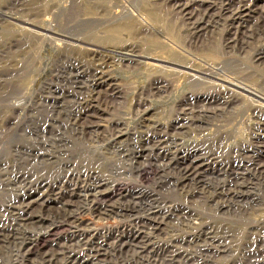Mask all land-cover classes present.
Instances as JSON below:
<instances>
[{
  "label": "rangeland",
  "instance_id": "1",
  "mask_svg": "<svg viewBox=\"0 0 264 264\" xmlns=\"http://www.w3.org/2000/svg\"><path fill=\"white\" fill-rule=\"evenodd\" d=\"M214 1L193 34L183 0H0V264H64L92 240L93 264L257 260L264 0Z\"/></svg>",
  "mask_w": 264,
  "mask_h": 264
},
{
  "label": "bare ground",
  "instance_id": "2",
  "mask_svg": "<svg viewBox=\"0 0 264 264\" xmlns=\"http://www.w3.org/2000/svg\"><path fill=\"white\" fill-rule=\"evenodd\" d=\"M185 1L183 3V9L181 10V13H184V16H185V19L186 21L189 23L190 25V29L192 31L193 34H199V33H204L208 28H209V25H208V21H204L203 19L204 18H210V11L212 10V6L214 5V0H183ZM193 5H197L199 7H205V12L203 14V18H201L200 20H194L197 13L195 11H191ZM123 8L125 11H129L131 12V14L127 13V15H133V16H136L137 14L133 12V9L128 10L126 8V6L123 4ZM241 2H239L238 4V7L236 8V12H235V15H239L242 11H241ZM229 10H227L228 12ZM129 19V18H127ZM238 19H241L240 17H238ZM124 29H128V30H133V25L131 22H127L126 24L122 25V26H119L116 28V31H119V30H124ZM41 31H45V32H49L48 30H45V29H40ZM96 55L95 56H98L99 52L98 50L95 51ZM122 56L124 57H127L126 54H122ZM148 59V58H147ZM108 66L103 60H101V63L98 65V67H100L101 70H98L99 73V80H105V78L108 77V79H111L110 76H108L105 72H103V70L105 69V67ZM222 82L224 83H227L225 82L224 80H221ZM108 81H104L103 83L107 84ZM97 85V83L95 84V86ZM242 88V87H241ZM243 90H245L244 88H242ZM251 93V92H249ZM252 95L256 96L254 93H251ZM257 98L261 99L264 101V99L260 98L257 96ZM183 113L181 114V117H179L178 121L176 122L175 126L178 127H183L185 122H187V117L184 116L182 117ZM264 114L262 113V116ZM262 118V117H261ZM264 122V117H263V120ZM193 121H191L192 123ZM264 130V123L261 124V127H260V134H262ZM168 136H165V137H161L163 138L159 140L158 142V145H157V150L159 152H162V153H167L171 148L170 146L174 145L177 143V138L175 137V135L173 134L172 136H169L170 138H167ZM153 138L155 139V136H153ZM167 138V139H166ZM237 185V184H236ZM238 186V185H237ZM93 187V186H92ZM102 187V184L97 182V185L96 187H94V189L91 190V192H96V193H99L100 191V188ZM231 187V186H230ZM239 187H243V185H240ZM238 187V188H239ZM245 187V186H244ZM237 189V188H236ZM86 190V189H85ZM82 191V190H81ZM239 191V190H238ZM77 192V190H76ZM84 192V191H83ZM89 192V190H88ZM80 193V192H79ZM95 193V194H96ZM244 193V192H243ZM231 194H233L231 191H228L226 190V193L224 192V190L221 191L220 195H223L224 197L226 196H230ZM232 196V195H231ZM94 197V196H93ZM27 209H29V207H27ZM26 209V210H27ZM154 225V224H153ZM145 228V227H144ZM155 231V230H154ZM146 233V232H145ZM148 233V232H147ZM156 233V232H155ZM254 234H255V239L252 241V247H253V250L255 253H254V257L257 258L256 261L253 262V264H264V225L260 224L258 225L257 228H254ZM85 234L82 233L80 234L78 237H80L79 239V242H80V245H90V242H87L86 240L83 239V236ZM210 234L209 233H206L205 236H209ZM200 238V236H199ZM130 239V238H129ZM195 239V238H192V240ZM205 239V238H204ZM97 240V239H96ZM132 240V239H131ZM144 240V243H143V247L146 246V242L148 243V241L150 240L147 236L144 235V237H138V238H135V240H132L131 242H140V241H143ZM94 243L93 244H96V246H94L93 248H91L89 251H87L86 255L82 256V258L80 257H76V258H71L69 259L66 263L64 264H93L91 262V260L93 258H95L96 256L100 255V252H101V248L104 246V244H102L101 242H97V241H94L92 240ZM87 242V243H86ZM192 242V241H191ZM190 242V243H191ZM142 243V242H141ZM186 243V242H184ZM194 243V242H193ZM202 243V242H201ZM217 243V242H216ZM222 243V242H220ZM215 244V243H214ZM200 245V244H199ZM223 246L221 244H218V248L220 246ZM258 245H261L260 248H257ZM224 247V246H223ZM176 248V247H175ZM200 248V247H199ZM152 249V248H151ZM104 250V249H103ZM164 251V250H163ZM225 250H223L224 252ZM86 252V251H85ZM166 252V251H165ZM202 252V250H201ZM138 253V252H137ZM157 253V252H156ZM168 253V251H167ZM207 253V252H206ZM263 253V256L262 258L260 257ZM102 256L105 255V254H101ZM138 255V254H137ZM158 255V254H157ZM188 255V254H187ZM87 256H89V258H87ZM175 256V255H174ZM179 258L182 257V254H180L178 256ZM190 257V256H189ZM260 257V258H258ZM87 258V259H85ZM196 258V257H195ZM205 258V257H204ZM103 260V259H102ZM183 260H185V263H187L189 260H191L190 258L188 257H183ZM197 260V259H196ZM200 263V262H199ZM95 264V263H94ZM206 264V263H205Z\"/></svg>",
  "mask_w": 264,
  "mask_h": 264
}]
</instances>
